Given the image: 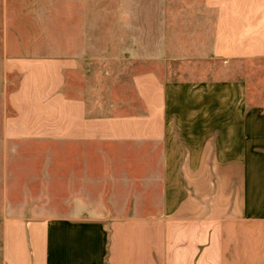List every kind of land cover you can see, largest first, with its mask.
I'll return each instance as SVG.
<instances>
[{
	"label": "crops",
	"instance_id": "crops-1",
	"mask_svg": "<svg viewBox=\"0 0 264 264\" xmlns=\"http://www.w3.org/2000/svg\"><path fill=\"white\" fill-rule=\"evenodd\" d=\"M12 1L0 264H264V0Z\"/></svg>",
	"mask_w": 264,
	"mask_h": 264
},
{
	"label": "rangeland",
	"instance_id": "rangeland-1",
	"mask_svg": "<svg viewBox=\"0 0 264 264\" xmlns=\"http://www.w3.org/2000/svg\"><path fill=\"white\" fill-rule=\"evenodd\" d=\"M47 0H19L18 1H12L13 2V11L16 9L18 11V15L12 17L10 19V23H12V26L18 30V33L21 35L22 39L26 40H33V39H42L44 40H49L51 41V36L55 37L56 35V29H55V24L52 21V18L45 16L44 18H41L37 14V9L38 5H45L44 3ZM47 11V10H46ZM46 14V12H44ZM44 19V21H42ZM104 19L102 18V21ZM48 21V23H47ZM49 53L52 52V50H48ZM216 67V65H208V67ZM255 72L257 75H259L262 80L257 82V87H261V85L264 87V66L262 65H257L254 66ZM17 83V78H11V84L12 87ZM257 87L255 89H257ZM11 89V88H10ZM253 90V88H252ZM193 104V103H192ZM182 113V112H181ZM187 115V119H189V122L192 121V115L191 114H186L183 112L182 114H179V119H181V125H180V131L182 132L183 136L186 135H191L195 133L194 129L183 131V125L185 124L183 121L185 120L184 118ZM194 121V119H193ZM51 213H58L59 211L63 210H49ZM42 212V211H40Z\"/></svg>",
	"mask_w": 264,
	"mask_h": 264
}]
</instances>
